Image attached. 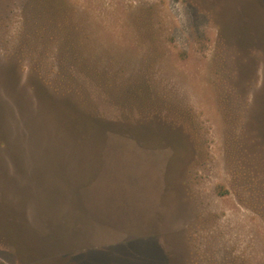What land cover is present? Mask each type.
Listing matches in <instances>:
<instances>
[{"label":"rangeland","instance_id":"rangeland-1","mask_svg":"<svg viewBox=\"0 0 264 264\" xmlns=\"http://www.w3.org/2000/svg\"><path fill=\"white\" fill-rule=\"evenodd\" d=\"M8 70L61 137L19 140L0 99V264H264V0H0Z\"/></svg>","mask_w":264,"mask_h":264},{"label":"trees","instance_id":"trees-1","mask_svg":"<svg viewBox=\"0 0 264 264\" xmlns=\"http://www.w3.org/2000/svg\"><path fill=\"white\" fill-rule=\"evenodd\" d=\"M63 10H60L61 15V25L64 26L67 24L68 14H69V7L67 9L65 7H61ZM63 38V36H62ZM63 41V40H62ZM8 70L5 73V76L3 78V85H6V87L1 86L0 89V99L5 98V95L7 96L5 99L7 101H4V104L6 105V109L13 115L14 123L17 125V127H20V135L19 140L23 141H29V142H43L45 145L44 150L49 152H55L58 151L57 148H53V141H58L61 137L60 132L56 131V129L53 127V125L50 123V114L48 115V112L43 109V105H39L36 101V96L34 92H31L28 88L25 87V84H20L17 80H15V74L13 76L12 72H9ZM94 74H98L97 71L93 70ZM97 75H95V78ZM88 77V76H87ZM93 79H95L93 76H90ZM72 83L74 84V93L76 95V99L80 102V107H78L67 104L66 106L68 108L73 109L74 112H81L83 113V116L85 119L88 120V126L91 125L90 130L92 132H96V135L98 137L105 136L106 129L111 128L115 125V121H112L108 118L100 119L98 114L96 113L95 107L92 102H90L88 99L91 98L90 93L83 87V85L78 84L75 80H72ZM2 85V83H1ZM7 91H6V90ZM32 90V89H31ZM33 91V90H32ZM39 92L40 100H44V93ZM54 92L55 95L60 94L62 98H67L70 92L66 91H60L58 89L51 90ZM10 96H8L6 94ZM30 94V95H29ZM44 104V103H43ZM9 115V114H8ZM91 121V122H90ZM92 123V124H91ZM5 124V122H4ZM33 125V129L29 131L27 127L28 125ZM6 128L8 127V124L6 122ZM101 127V128H100ZM8 131V130H7ZM9 132V131H8ZM104 133V134H103ZM5 137L7 136L6 130H4ZM32 135V137H30ZM82 136V135H81ZM7 145L3 141L2 145ZM26 144V143H25ZM26 150H31L27 149ZM24 149V150H25ZM42 150V149H41Z\"/></svg>","mask_w":264,"mask_h":264},{"label":"crops","instance_id":"crops-1","mask_svg":"<svg viewBox=\"0 0 264 264\" xmlns=\"http://www.w3.org/2000/svg\"><path fill=\"white\" fill-rule=\"evenodd\" d=\"M118 241H119L118 239L117 240L115 239L114 245ZM129 247H130L129 249H126L121 246L120 248H123V250L117 247L112 252L103 255H97L95 257V260H91V261L88 260V262L86 263L87 264H130L128 262L130 258L128 257L127 254L131 253L132 255L134 254L135 257H137V259L141 264H153V262L155 264H163L161 261L162 257L158 253H155L154 248L153 249L151 248L152 246L148 247V245L144 243H137L134 240H131V242L129 241ZM111 255L114 257H112Z\"/></svg>","mask_w":264,"mask_h":264}]
</instances>
